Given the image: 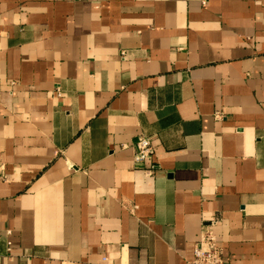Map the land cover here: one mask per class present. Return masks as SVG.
Returning <instances> with one entry per match:
<instances>
[{
	"label": "crops",
	"instance_id": "obj_1",
	"mask_svg": "<svg viewBox=\"0 0 264 264\" xmlns=\"http://www.w3.org/2000/svg\"><path fill=\"white\" fill-rule=\"evenodd\" d=\"M204 225L264 264V0H0V264H186Z\"/></svg>",
	"mask_w": 264,
	"mask_h": 264
},
{
	"label": "built area",
	"instance_id": "obj_2",
	"mask_svg": "<svg viewBox=\"0 0 264 264\" xmlns=\"http://www.w3.org/2000/svg\"><path fill=\"white\" fill-rule=\"evenodd\" d=\"M135 158L137 164L144 163L153 154V145L150 139L139 137L134 144ZM8 235L11 232L7 233ZM9 247L11 243L8 244ZM186 264H228L222 253V249L217 245V238L211 226L202 227L201 239L195 248L194 258Z\"/></svg>",
	"mask_w": 264,
	"mask_h": 264
}]
</instances>
